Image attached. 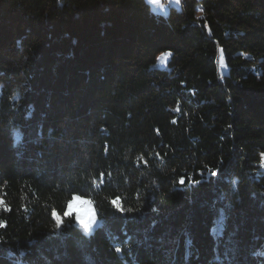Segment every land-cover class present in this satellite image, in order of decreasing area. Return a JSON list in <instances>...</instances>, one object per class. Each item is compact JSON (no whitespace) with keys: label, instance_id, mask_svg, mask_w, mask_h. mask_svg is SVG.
Instances as JSON below:
<instances>
[{"label":"trees","instance_id":"obj_1","mask_svg":"<svg viewBox=\"0 0 264 264\" xmlns=\"http://www.w3.org/2000/svg\"><path fill=\"white\" fill-rule=\"evenodd\" d=\"M181 1L0 0V264H264V0Z\"/></svg>","mask_w":264,"mask_h":264},{"label":"rangeland","instance_id":"obj_2","mask_svg":"<svg viewBox=\"0 0 264 264\" xmlns=\"http://www.w3.org/2000/svg\"><path fill=\"white\" fill-rule=\"evenodd\" d=\"M170 53L171 52L161 53V55L157 59L155 67L159 68L161 70H167L168 69V62H169V59L171 57ZM225 64H226V61H225L224 55L222 54L219 65H220V69L223 73L227 72V67ZM260 169L264 173V155L262 157V165H261ZM70 204L74 207L75 210L79 211L82 215L87 216L89 213L92 214L93 223H92L91 227L85 228L82 224H80L78 222V220L76 218V211H73V213L71 215H68V206ZM64 216H74L76 225L78 226V228H80L82 230V232L84 233L85 236L91 235L99 226V220H98L97 215L95 214V209H94L93 203L90 201V199L81 197L79 195L73 196L72 199L70 201H68L66 213ZM62 219H63L62 216H57V223L59 226L62 223Z\"/></svg>","mask_w":264,"mask_h":264},{"label":"crops","instance_id":"obj_3","mask_svg":"<svg viewBox=\"0 0 264 264\" xmlns=\"http://www.w3.org/2000/svg\"><path fill=\"white\" fill-rule=\"evenodd\" d=\"M145 2L150 5L152 12L163 16H166V14L169 13L171 9L180 10L182 8V1L177 4L175 0H167V2H169V6H163L162 2H159L158 4L152 3L151 0H145Z\"/></svg>","mask_w":264,"mask_h":264},{"label":"snow or ice","instance_id":"obj_4","mask_svg":"<svg viewBox=\"0 0 264 264\" xmlns=\"http://www.w3.org/2000/svg\"><path fill=\"white\" fill-rule=\"evenodd\" d=\"M152 3L158 4L160 0H151ZM177 4L181 2V0H175ZM73 211H76V218L80 224H82L85 228L91 227L93 223V216L89 213L87 216L82 215L79 211L75 210L74 207L70 204L68 206V215H71ZM123 211V209H121Z\"/></svg>","mask_w":264,"mask_h":264},{"label":"built area","instance_id":"obj_5","mask_svg":"<svg viewBox=\"0 0 264 264\" xmlns=\"http://www.w3.org/2000/svg\"><path fill=\"white\" fill-rule=\"evenodd\" d=\"M163 6H169V2L167 0H161Z\"/></svg>","mask_w":264,"mask_h":264}]
</instances>
